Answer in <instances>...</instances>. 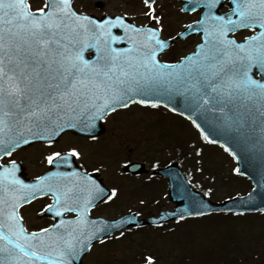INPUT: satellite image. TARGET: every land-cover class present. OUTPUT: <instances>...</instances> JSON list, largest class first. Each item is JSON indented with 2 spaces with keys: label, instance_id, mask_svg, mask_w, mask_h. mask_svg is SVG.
<instances>
[{
  "label": "snow or ice",
  "instance_id": "obj_1",
  "mask_svg": "<svg viewBox=\"0 0 264 264\" xmlns=\"http://www.w3.org/2000/svg\"><path fill=\"white\" fill-rule=\"evenodd\" d=\"M180 11L200 16L164 39L160 0H141L136 15L143 23L127 11L95 16L77 0L35 6L34 0H0V264H83L98 248L145 226L139 211L94 218V209L114 204L121 189L105 186L100 166L88 171L78 164L87 145L57 147L69 134L99 143L104 125L134 106L182 117L203 145H218L233 159L256 151L264 160V0H184ZM194 36L188 52L163 59ZM37 146L49 170L27 181L19 153ZM186 147L203 173L204 147ZM143 166L129 154L119 172ZM231 171L244 175L240 167ZM212 192L209 187L206 195ZM44 198L50 202L36 216L52 222L32 229L24 211ZM180 198L189 203L152 221L163 236L176 232L164 227L170 217L179 226L216 214L210 200ZM159 259L143 254V264Z\"/></svg>",
  "mask_w": 264,
  "mask_h": 264
},
{
  "label": "rangeland",
  "instance_id": "obj_2",
  "mask_svg": "<svg viewBox=\"0 0 264 264\" xmlns=\"http://www.w3.org/2000/svg\"><path fill=\"white\" fill-rule=\"evenodd\" d=\"M104 4L107 7L103 8ZM162 5L165 13V32L167 36L175 35L182 29L183 24L191 19L183 15L180 16L178 6L172 3L166 2ZM77 6L97 14L104 12L119 14L121 11H127L138 23L144 22L141 17L136 15L141 8V2H137V0H77ZM175 48L177 50H172L169 56L178 58L181 55L180 50L188 51L190 49V47L180 46V44H177ZM169 56L167 55L166 59ZM158 111L159 114L134 107L132 111L125 112L118 117L120 122L117 121V117L114 118V121L110 119L106 131L108 134L106 141L109 145L112 142L122 144L129 150L131 158L147 160L153 159L156 151L168 149L167 147L176 152L182 148L187 151L186 146L190 139H193V142L204 147L203 167H205V172L203 173L209 177H215L214 182L210 178L204 179L208 188L212 187L215 191L214 194L212 193L214 200L220 201L237 194H245L249 190L245 179L232 174L231 170L236 168L235 162L223 149L217 145H203L199 139V133L191 124L172 114L168 115V112L163 108ZM158 120L161 121V125L157 122ZM179 131L180 133L176 136L180 138H177L174 134ZM146 134L148 140L142 143L141 138H147ZM190 134L191 138L189 139ZM133 136L137 137V140ZM172 136L174 137L172 138ZM170 138L172 140H169ZM181 138H186V140ZM146 142L148 147H145ZM70 144L67 143L64 146ZM165 145L168 146L164 147ZM187 153L191 156L192 166H198L197 157L191 152L187 151ZM115 154L119 155L120 151ZM104 158L106 155L101 151L95 160L99 161ZM121 162L123 161H113L116 171L119 170ZM197 166L195 170L199 168ZM107 176L109 179L117 181V178L110 177V174ZM200 177H203V174ZM120 180L122 181V179ZM139 236H132L118 244H113L109 255L103 261L113 263L112 260L118 259V263L126 262L124 259L127 256H125L124 249L130 247H136L138 252H143L145 245L142 241L150 234L146 232ZM155 239L158 246L163 245V248L170 250L172 254L170 264H264V213L246 214L239 218L231 214H215L211 218L190 220L179 226L175 233L164 237L157 234ZM150 250L154 252V246H151ZM101 253H104V250L100 251L99 255ZM119 254H123L125 258Z\"/></svg>",
  "mask_w": 264,
  "mask_h": 264
},
{
  "label": "flooded vegetation",
  "instance_id": "obj_3",
  "mask_svg": "<svg viewBox=\"0 0 264 264\" xmlns=\"http://www.w3.org/2000/svg\"><path fill=\"white\" fill-rule=\"evenodd\" d=\"M80 139L81 138H77L69 134L63 138L60 145H58L57 147H65L64 145L67 143H71L70 145H78L81 142ZM112 145L113 142L109 146L112 147ZM42 151L45 150L41 149L40 146H37L34 149H29L27 152L19 153V158L23 160L24 166L26 167L27 180L32 181L36 176L42 175L49 170V166L42 159ZM132 160L137 161L135 159ZM78 164H82L84 168L88 169V171H93L95 167L99 166L98 161L95 160V157L91 159L90 151H86L84 159L78 161ZM167 164H169V162H167ZM167 164H164V166ZM100 167L102 168L103 172V174L100 176V179L104 181L106 187L110 188L121 184L120 179H124L122 181L123 183H128V188L127 190L121 189V198L114 204H100L98 208L94 209L92 214L94 218L114 220L115 217L125 215L130 211H139L142 215L146 217H151L154 215H159L162 211L171 210L174 207L167 199V180L151 175L115 176L114 170L112 168L113 164L103 165ZM107 174H110V177L112 178H117V181L109 179ZM140 200H144L146 202L145 205H140ZM157 201L159 203H157ZM48 202H50V199L44 198L41 201L35 202L32 206H29L24 211V215L30 228L34 229L40 226H47L49 223L52 222L48 217L40 219L36 216V211ZM128 251L130 252V250ZM145 252L153 253L151 250ZM106 255L108 256V254ZM157 255L160 256V253H158Z\"/></svg>",
  "mask_w": 264,
  "mask_h": 264
},
{
  "label": "water",
  "instance_id": "obj_4",
  "mask_svg": "<svg viewBox=\"0 0 264 264\" xmlns=\"http://www.w3.org/2000/svg\"><path fill=\"white\" fill-rule=\"evenodd\" d=\"M249 159L250 161H247V163L246 161L242 163L241 168L243 173L248 175L256 185L253 194L242 200L235 199L222 205H212V209L226 210L232 208L235 210L248 209L249 211H254L264 208V160L261 159L256 151L249 155Z\"/></svg>",
  "mask_w": 264,
  "mask_h": 264
}]
</instances>
